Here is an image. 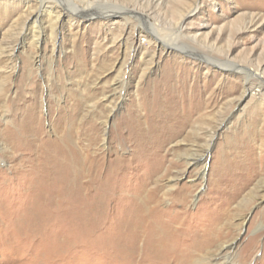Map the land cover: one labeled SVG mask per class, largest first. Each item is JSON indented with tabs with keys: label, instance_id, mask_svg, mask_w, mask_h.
<instances>
[{
	"label": "rangeland",
	"instance_id": "374dc122",
	"mask_svg": "<svg viewBox=\"0 0 264 264\" xmlns=\"http://www.w3.org/2000/svg\"><path fill=\"white\" fill-rule=\"evenodd\" d=\"M259 70L264 0H0V264H264Z\"/></svg>",
	"mask_w": 264,
	"mask_h": 264
},
{
	"label": "bare ground",
	"instance_id": "6f19581e",
	"mask_svg": "<svg viewBox=\"0 0 264 264\" xmlns=\"http://www.w3.org/2000/svg\"><path fill=\"white\" fill-rule=\"evenodd\" d=\"M89 3H90V2H89ZM89 3H88V8L91 6ZM82 10H83V11H82L83 13H79L80 17H81V16H82V17H88V16H91L90 14H87V13H86V12H87V11H86L87 8H82ZM48 13H49V12H48ZM91 14H92V13H91ZM113 14L115 15V14H117V13L114 12V13H112V15H113ZM93 16H94V15H93ZM57 19H59V17H57ZM38 20H39V16H36L33 22L36 24V23H38ZM182 27H183V26H182ZM143 32L146 34V37H148V35H150L146 30L143 31ZM146 32H147V33H146ZM149 37H150V36H149ZM152 39H153L154 41L159 42V44H161V43L164 44L165 46L168 44V43H166V41H164V40H162L161 38H158V37H156V38H154V37L151 38V37H150L149 40L151 41ZM54 44H55V43H54ZM171 47H172V46H171ZM173 47H174V46H173ZM253 74L256 75V76H258L260 79H263V78H264V71H260V70H259L258 73H253ZM256 76H255V77H256Z\"/></svg>",
	"mask_w": 264,
	"mask_h": 264
}]
</instances>
